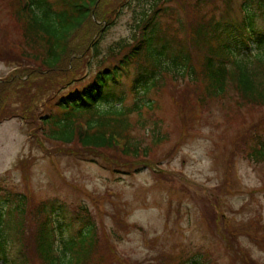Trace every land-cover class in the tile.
<instances>
[{
	"label": "rangeland",
	"instance_id": "rangeland-1",
	"mask_svg": "<svg viewBox=\"0 0 264 264\" xmlns=\"http://www.w3.org/2000/svg\"><path fill=\"white\" fill-rule=\"evenodd\" d=\"M128 1L99 0L97 24L105 25L103 32L98 33L93 22L85 25L73 37L70 56L62 65H68L69 75L57 70L51 74L44 71L45 75H41L39 61L25 59L16 51L25 48L26 52H33L22 32L24 24L19 18L18 3L0 0V43L7 40L8 47L15 49L7 55L9 60L0 59V86L4 78L14 74L26 78L12 82L9 89L13 96L6 100L9 106L30 111L42 107L47 111L43 104L51 98V110L59 113L51 97L54 90L72 77L87 76L88 70L89 74L94 73L98 58L109 61L110 46L133 38L140 6L147 8L153 0H132L130 4ZM182 1L184 4L170 2L174 27L185 11L188 14L184 22L188 24L198 14L219 17L227 10L226 0H210L202 6H196L198 0ZM239 3L240 0H233L235 14ZM92 19H97L94 10ZM132 73L130 69V74L122 77L127 106L134 102ZM186 82L166 75V81L150 94L153 109L144 111L142 116H130L133 135L143 145L150 146V130L156 124L155 128L159 125L161 133L166 135L151 150L153 153L150 151L147 160L137 164L141 167L138 172L125 167L113 172L107 157L99 153L83 157L46 154L29 143L24 120L14 116L0 123V177L5 176L18 190L30 185L37 201L56 198L86 204L100 231L109 230L118 235L114 241L118 254L110 243L103 248L104 241L100 240L102 254L110 264H183L197 255L206 264H264V163L235 154L239 145L235 140L240 141L257 125H262L264 108L242 109L228 121L226 116H233L211 102L204 103V112L195 108L192 100L195 93L201 96L203 87L197 86L201 83H189L190 91L179 94ZM47 145L58 143H42ZM109 153L116 154L112 150ZM24 160L27 162L22 166ZM121 220L130 226L129 230L121 229ZM33 225L27 227L30 241L35 232ZM77 228L78 225L71 230L65 228L63 235L75 234ZM97 261L94 256L93 263Z\"/></svg>",
	"mask_w": 264,
	"mask_h": 264
},
{
	"label": "trees",
	"instance_id": "trees-1",
	"mask_svg": "<svg viewBox=\"0 0 264 264\" xmlns=\"http://www.w3.org/2000/svg\"><path fill=\"white\" fill-rule=\"evenodd\" d=\"M137 1L143 0L133 2ZM171 1L174 2L153 0L147 8L140 6L133 38L111 45L109 61L105 58L100 61L97 57L94 73L89 74L88 70L87 76L72 77L54 90L51 97L59 113L51 110V98L43 104L47 111L42 107L39 111L29 108L28 111L9 106L6 100L13 96L9 89L12 82L26 78L15 74L4 78L0 86V123L14 116L23 119L29 143L42 148L46 154L83 157L99 153L107 157L106 162L112 164L113 172L124 167L138 172L141 167L137 164L147 160L150 151L166 135L161 133L159 125L155 128L156 124L150 130V146L143 145L142 140L133 135L135 130L130 116H142L144 111L153 109L154 100L150 94L166 81V75L187 81L179 94L190 91L187 90L189 83H201L197 85L203 87L201 96L195 93L192 100L195 108L204 112V103L211 102L233 116H226L228 121L242 109L264 108V0H240L236 14L233 0H226L227 10L219 17L198 14V18L193 22L190 19L188 24L184 22L188 14L185 11L177 27L170 20L174 12L170 10ZM179 1L183 3L182 0L174 3ZM209 1L198 0L196 6ZM16 2L20 21L24 24L25 41L33 52H26L25 48L16 51L25 59L39 61L41 75L44 71L51 74L56 70L69 75L68 65H62L70 56V43L75 34L90 22L98 26V33L105 28L97 24L99 0ZM93 10L96 20L92 19ZM112 16L106 20L108 23ZM6 41L0 43L1 60H9L7 55L15 50L9 48ZM130 69L133 70L134 102L127 106L122 77L126 73L129 75ZM261 118V126L248 131L240 141L235 140L239 144L235 154L238 152L255 163H264V116ZM48 141L58 145L42 146ZM110 150L116 154L109 153ZM30 223L35 228L32 241L27 234ZM75 225H78L76 233L65 237L64 229L71 230ZM98 225L93 212L84 203H68L56 198L37 201L30 185L23 191L18 190L5 176L0 177V264H94V256L98 260L95 264H110L102 254L100 240L104 241L101 242L103 248L110 243L117 253L114 241L118 235L109 230L100 231ZM119 225L129 230L130 226L124 225L123 220ZM187 263L206 264L207 261L197 255L183 264Z\"/></svg>",
	"mask_w": 264,
	"mask_h": 264
}]
</instances>
